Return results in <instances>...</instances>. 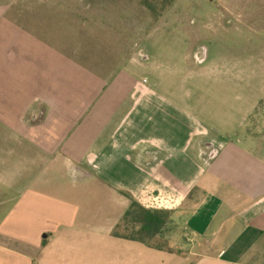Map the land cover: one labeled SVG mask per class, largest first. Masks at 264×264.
Wrapping results in <instances>:
<instances>
[{
    "label": "crops",
    "instance_id": "crops-1",
    "mask_svg": "<svg viewBox=\"0 0 264 264\" xmlns=\"http://www.w3.org/2000/svg\"><path fill=\"white\" fill-rule=\"evenodd\" d=\"M11 10L0 5V185L22 193L3 203L0 264H264V135L246 133L257 104L209 122L204 94L150 75L84 86L87 72L66 76L58 48ZM132 201L171 213L159 238L172 253L113 235Z\"/></svg>",
    "mask_w": 264,
    "mask_h": 264
},
{
    "label": "rangeland",
    "instance_id": "rangeland-1",
    "mask_svg": "<svg viewBox=\"0 0 264 264\" xmlns=\"http://www.w3.org/2000/svg\"><path fill=\"white\" fill-rule=\"evenodd\" d=\"M0 5L11 7L10 19L22 25L21 32L58 48L66 76L75 66L90 73L94 78L87 73L79 78L84 86L123 89L135 79L145 83L150 75L152 83L175 93L204 94L201 103L212 111L209 122H237V113L257 104L246 133L264 135V0H176L160 17L138 0H0ZM195 61L204 63L201 70L207 73L200 79L189 76L197 73ZM21 149L25 154L26 147ZM9 161L2 158V164ZM24 163L17 160V169L23 170ZM3 188L0 219L9 208L3 203L22 193Z\"/></svg>",
    "mask_w": 264,
    "mask_h": 264
},
{
    "label": "trees",
    "instance_id": "trees-1",
    "mask_svg": "<svg viewBox=\"0 0 264 264\" xmlns=\"http://www.w3.org/2000/svg\"><path fill=\"white\" fill-rule=\"evenodd\" d=\"M140 4L157 17L163 16L176 0H138ZM168 211H152L138 202L132 201L122 223L117 226L113 235L130 241L142 243L150 248L173 252L166 240L159 234L170 220Z\"/></svg>",
    "mask_w": 264,
    "mask_h": 264
}]
</instances>
